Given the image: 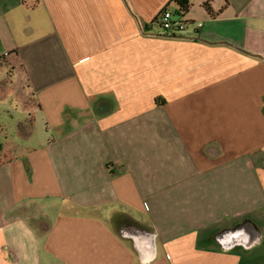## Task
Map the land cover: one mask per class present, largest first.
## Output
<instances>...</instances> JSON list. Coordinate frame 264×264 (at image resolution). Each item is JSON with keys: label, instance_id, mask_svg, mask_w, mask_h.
<instances>
[{"label": "crops", "instance_id": "0c3cea01", "mask_svg": "<svg viewBox=\"0 0 264 264\" xmlns=\"http://www.w3.org/2000/svg\"><path fill=\"white\" fill-rule=\"evenodd\" d=\"M164 8L0 0V264H264V0Z\"/></svg>", "mask_w": 264, "mask_h": 264}, {"label": "built area", "instance_id": "2783aa9c", "mask_svg": "<svg viewBox=\"0 0 264 264\" xmlns=\"http://www.w3.org/2000/svg\"><path fill=\"white\" fill-rule=\"evenodd\" d=\"M156 23L167 35H175L185 31L190 25H193L195 28L203 26L202 22H189L185 20L181 13L169 9H163L159 13Z\"/></svg>", "mask_w": 264, "mask_h": 264}, {"label": "trees", "instance_id": "16d2710c", "mask_svg": "<svg viewBox=\"0 0 264 264\" xmlns=\"http://www.w3.org/2000/svg\"><path fill=\"white\" fill-rule=\"evenodd\" d=\"M177 4V12L181 13L183 16L186 14L188 10V2L189 0H174ZM167 9V8H164Z\"/></svg>", "mask_w": 264, "mask_h": 264}, {"label": "rangeland", "instance_id": "374dc122", "mask_svg": "<svg viewBox=\"0 0 264 264\" xmlns=\"http://www.w3.org/2000/svg\"><path fill=\"white\" fill-rule=\"evenodd\" d=\"M36 124H37V122H36ZM33 125H34V122H33ZM43 125H44V123H43ZM42 131H45V127L43 126V128H42ZM51 133V132H50ZM36 134V133H35ZM3 139H7V137H3ZM26 138H23V139H21L22 141H24Z\"/></svg>", "mask_w": 264, "mask_h": 264}]
</instances>
